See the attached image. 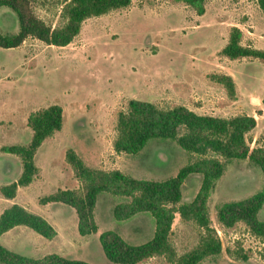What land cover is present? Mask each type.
<instances>
[{
    "label": "rangeland",
    "instance_id": "1",
    "mask_svg": "<svg viewBox=\"0 0 264 264\" xmlns=\"http://www.w3.org/2000/svg\"><path fill=\"white\" fill-rule=\"evenodd\" d=\"M204 7V13L197 14L182 0H132L127 6L87 17L80 32L65 46L31 40L23 46L0 47V148L28 143L32 131L26 118L31 111L50 104L63 109L61 129L43 140L34 155L37 174L29 184L18 187L14 198L0 193V212L18 203L43 216L57 234L47 239L25 225H16L0 235V244L33 258L57 253L91 264H120L105 256L99 242L102 231L114 230L131 244L152 237L155 223L150 214L138 213L124 221L114 218L113 207L128 197L100 192L93 210L97 230L85 235L78 233L72 207L60 202L41 204L38 199L57 188L75 186L76 177L64 158L68 148L90 167L117 168L136 178L154 180L174 176L194 157L173 139H151L133 154L116 152L112 142L117 114L126 109L130 98L150 101L164 109L184 105L192 93L196 98L217 89L226 93L223 85L207 77L223 72L235 79L244 104H230L228 95L222 105L228 108L217 113L228 116L249 111L252 94L253 105L261 101L264 61L230 59L220 54L231 26L242 31V44L264 49V13L257 1L204 0ZM60 9L59 0L35 6L37 15L52 26L61 23ZM17 30L15 12L0 6V32ZM258 123L264 127V117ZM253 135L246 134L250 147L257 145L252 144ZM21 170L17 155L0 150V185L16 180ZM200 182V173L188 175L181 186L179 203L191 201ZM261 185L259 166L247 159L226 162L207 201L211 226L222 251L198 264H264V237L253 235L243 222L224 227L216 217L220 203L247 197ZM258 218L264 220V204ZM202 231L176 212L169 235L176 253L195 247ZM139 264L172 263L157 255Z\"/></svg>",
    "mask_w": 264,
    "mask_h": 264
},
{
    "label": "trees",
    "instance_id": "2",
    "mask_svg": "<svg viewBox=\"0 0 264 264\" xmlns=\"http://www.w3.org/2000/svg\"><path fill=\"white\" fill-rule=\"evenodd\" d=\"M47 0H0V6L13 10L17 16L18 30L14 33L0 32V47H17L27 38L48 45L65 46L80 32L82 22L90 16L103 14L111 9L127 6L131 0H59L61 23L52 26L35 12V6ZM51 1V0H50ZM53 1V0H52ZM197 14L205 11L204 0H182ZM264 13V0H256ZM242 31L231 26L228 40L220 54L230 59L258 58L264 61V49L241 43ZM208 77L223 85L233 97L235 83L231 75L210 73ZM264 102V97L262 98ZM63 109L50 104L31 111L26 125L32 134L26 144L2 145L0 150L17 155L22 164L18 178L0 185L5 198H13L19 186L29 184L37 174L34 155L43 140L60 130ZM256 125L254 116L245 113L230 117L199 114L178 104L160 108L153 102L130 98L126 109L120 110L116 120V136L112 142L116 152L133 154L141 150L151 139H173L194 155L181 166L174 176L164 180L133 177L117 168L104 170L90 167L72 148L65 150L64 158L79 180V188H57L43 195L38 202H60L72 207L77 216V230L81 235L97 230L93 210L97 195L102 191L128 197L113 207V216L124 221L138 213H148L154 218L152 237L140 244H131L114 230L99 234V242L105 256L120 264H139L143 259L161 255L172 264H198L208 256L221 253L222 245L211 226L207 201L216 180L223 174L226 162L246 159L257 165L262 173L261 188L255 193L231 201H224L216 208L218 222L231 227L243 222L255 236L264 237V220L258 212L264 204V146L250 148L246 134ZM192 173L201 174L198 190L189 202L179 203L181 186ZM183 220L202 228L195 247L178 255L169 235L175 213ZM16 225H25L44 238L52 239L57 231L43 216L18 203H12L0 212V235ZM0 264H91L82 259L67 258L49 253L40 258L22 255L0 244Z\"/></svg>",
    "mask_w": 264,
    "mask_h": 264
},
{
    "label": "crops",
    "instance_id": "3",
    "mask_svg": "<svg viewBox=\"0 0 264 264\" xmlns=\"http://www.w3.org/2000/svg\"><path fill=\"white\" fill-rule=\"evenodd\" d=\"M31 40H36V39L27 38L19 46H23V45L26 44L27 41H31ZM216 73H223V72H216ZM225 74H228V73H225ZM233 80H234V83H235V94H234L233 97H230V101H231L230 104H236V105L244 104V102L242 100V95L238 91L237 83H236L234 78H233ZM261 92H262V95H264V81H263V88H262ZM194 95L195 94L192 93L191 96H188L187 99L184 100V102H185L184 106L188 107L189 109L193 110L196 113H199V114H210V115L221 116V117H230V116L236 115L234 113V114H230V115L226 116L224 114L217 113V112H222V110H226L228 108L227 106H224V107L222 106L223 104L227 103L226 99H228V97H229L228 94H227V91H226V93H224L222 91V89H217L213 94H210L209 92L208 93H203V94H198L197 98H199V97L201 98L200 102L197 101V98ZM252 96H253V94L250 96V99H249V104H250L249 109L250 110L249 111H245L244 110V112H242V113H245V114H248V115H252V116H254V118L256 120L255 127L248 132V133H253L254 134L253 138H252V144L253 145L257 144L258 146H260V145L264 146V138H261V136L264 137V127L260 128L259 123H258L259 119L264 117V102L262 101V99H261V101L257 100L255 105H253L252 101H250ZM181 105H183V104H181ZM244 106H246V105H244ZM218 108H220V109H218ZM206 110L209 111V112H207ZM238 114H241V113H238ZM254 146H256V145H254ZM252 147H250V148H252ZM79 186H80L79 180L76 178V183H75V186H73V188H79ZM175 215H176V213H175ZM152 257H154V256H152ZM149 258H151V257H149Z\"/></svg>",
    "mask_w": 264,
    "mask_h": 264
}]
</instances>
